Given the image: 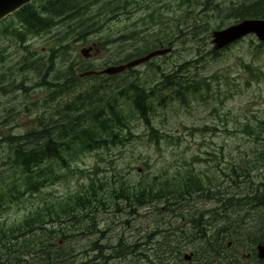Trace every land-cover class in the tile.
Returning <instances> with one entry per match:
<instances>
[{"label":"trees","instance_id":"obj_1","mask_svg":"<svg viewBox=\"0 0 264 264\" xmlns=\"http://www.w3.org/2000/svg\"><path fill=\"white\" fill-rule=\"evenodd\" d=\"M39 1L41 0L32 1L0 21V32L5 36L13 37L15 42L21 45L30 35H40L42 32L50 31L52 26L60 22L68 26L67 34L60 33L56 41L62 42L71 33H77V36L87 41V37L104 30V26L109 21L118 19L121 15L131 19L135 12L143 7L147 9L146 11L149 10V13L140 18L141 26L152 27L153 33L147 37H140L142 30L138 28L134 32L128 30L127 34L119 38L109 37L104 41L106 45L133 41V45L130 46L132 52L128 56L125 55L123 60L120 59L118 64L144 56L156 49L168 47L173 49L182 39L193 44L196 41L202 43L195 44V52H192L196 60L184 59L173 70L168 71L165 67L155 65L153 63L155 60L152 59L142 64L152 68L150 79L141 80L137 76V69L124 71L122 74L132 76L129 83H124L125 79H123L124 87L109 90V87L101 86L98 92L97 87H93L94 90L80 93L77 102L64 104L61 110L55 108L47 123L36 121L35 129L30 132L20 136L8 135L0 140V143H6L8 147L1 166L11 172L10 175H6V171H0V216L12 205L19 204L24 196L37 194L42 188L60 181L63 175L58 174V170L67 169L80 155L102 148L109 149V146H123L132 136L130 114L137 116L148 131L150 140L156 144L160 139L167 138V135H159L153 125L158 110L166 109L175 101L181 106H188L187 101L190 96L195 97L200 94L202 88L208 90L209 85L205 82V78L196 81L193 79L196 76L189 75L192 64L205 55L215 58L221 52L212 48L204 51L205 45L208 44L206 40L211 38L213 31L207 21L203 24L199 21L198 26L194 27L191 24L188 27L174 17L169 33L166 31L169 27L164 24L162 13L154 5H144L142 3L144 0L141 2L139 0H47L37 10L34 5ZM160 1L169 9L172 0ZM173 1L178 8H184L189 19L194 13V7L201 3L200 6L205 8V12L211 0ZM214 8L217 9L218 6ZM96 9L97 12H93ZM232 10L233 23L243 19L263 18L257 11L249 10L244 5L235 7L233 4ZM10 17H13V23L4 24V21ZM120 19L118 22L121 21ZM15 21L18 27L12 26ZM219 27L223 28V26ZM107 31L110 36L114 32L110 28ZM117 32L120 33V30L118 29ZM200 35L206 37H199ZM22 47L28 48L23 45ZM62 47L63 44L58 45L53 52ZM2 52L3 50H0V62L5 60ZM262 53L264 46L260 42H255L253 58L257 59ZM163 58L169 59V55ZM44 63V57L37 61L33 53H28L22 57L20 69L41 72L39 64L43 66ZM88 71L98 70L93 66L81 70L83 73ZM74 75L75 71L71 69V77L63 81L60 86L61 91L70 93L74 84H80L81 79L73 78ZM91 77L96 78V76ZM116 77L118 76H107L106 79ZM42 80L44 81V76ZM46 85V89L49 90L54 87L51 84L46 83ZM14 86L11 91L5 92L14 93L13 91L18 88ZM204 98L201 97L200 100ZM6 122L3 121V124ZM258 124L255 128L246 126L247 130H244L246 135L254 138L256 144L264 142L262 132L264 126H261L264 123ZM124 132L129 138L122 135ZM263 159L264 150L263 152L261 150L258 158L253 162L248 160L247 165L242 164L241 167L230 165L228 173L222 170L220 172L223 177L229 178L231 184L240 187L242 183L237 180L249 178L250 170ZM204 177L207 183L204 182L202 174H194L192 169H189L184 174L176 172L171 178L165 177L163 182H153L144 186L139 184L138 189L124 180L119 181V188L113 190L118 191L117 198L123 200L125 207L130 209L155 201L165 210L160 214L162 218L168 217V214L175 215L182 221L183 226L175 234L168 233L165 228L157 225L159 230L155 227V230L146 236V244L154 247L147 254H145L146 248H140L136 242L122 249L121 239H118L115 245L107 246L99 245L98 238L91 243L97 252L93 259L110 262L114 257L118 259V263L125 264H142V262L143 264H264V260L256 257V246L264 240V188L262 192L261 189L256 188L246 197H243L244 193L232 194L222 202L218 196L220 192L221 195L226 196V189L220 191L216 183L213 184L206 175ZM97 186L92 183L83 193L68 195L56 204L40 206L16 222L0 221V264H85L88 254L85 250L75 253L72 244L80 236L100 233L95 223L96 210L93 211L103 207L101 199L96 197ZM192 194H199L197 196L205 200L220 201L221 206L197 215L191 214L187 217L190 222L188 226L183 222L185 215L173 209L182 207L183 201ZM251 195L252 197L248 198ZM258 211L262 213L255 219L252 213ZM167 223L169 226L170 222ZM242 237H246L247 242ZM106 250L110 252L106 254ZM188 250L192 258L190 261H185L183 257Z\"/></svg>","mask_w":264,"mask_h":264},{"label":"rangeland","instance_id":"obj_2","mask_svg":"<svg viewBox=\"0 0 264 264\" xmlns=\"http://www.w3.org/2000/svg\"><path fill=\"white\" fill-rule=\"evenodd\" d=\"M46 1L36 2L34 6L39 10L38 7ZM142 3L154 5L162 13L163 22L169 27L166 31L171 33L174 17L188 27L191 24L194 27L198 26L199 21L202 24L207 21L212 30L233 24L231 13L236 0H211L205 12V8L200 6V3L194 7V13L189 19L184 8H178L173 0L169 9L164 7V3L160 0H144ZM216 5L217 9L214 8ZM146 10L141 7L131 19L121 15L118 19L105 23L104 30L87 37V41L77 36V33L68 34L62 42L56 41L60 33L67 34L68 26L60 22L52 26L50 31L42 32L40 35H30L21 45L15 42L13 37L5 36L0 32V50H3L2 54L5 57V60L0 62V140L8 135L20 136L30 132L35 129L36 121L47 123L55 108L61 110L64 104L77 102L80 93L94 90L93 87H97L98 92L101 86L112 90L124 87L125 82L129 83L132 76L121 73L115 75L118 77L114 79H106L105 75L96 78L84 76L80 78L79 85L74 84L70 93H65L60 88L63 81L71 77V69L75 71V75H79L83 73L81 70L89 66L101 70L107 66L119 65V60H123L125 55L128 56L132 52L130 46L133 45V41H120L109 45L104 41L109 37L119 38L127 34L128 30L134 32L138 28L142 30L140 37H147L153 33L152 27L141 26L140 18L149 13V10ZM93 12H97V9ZM13 21V17H10L4 21V24H12ZM12 26L19 25L15 21ZM108 28L114 31L111 36L107 31ZM118 29L120 33L117 32ZM208 39L204 51L212 48L211 38ZM182 41L183 39L169 54L153 58V61L155 60L153 63L171 71L184 59L196 60L192 52H195V44L202 42L196 41L193 44L186 39ZM255 42L257 39L254 36H247L221 52L218 51L215 58L205 55L192 64L189 75L196 76L193 77L196 81L205 78L209 89L202 88L200 94L195 97L190 96L187 101L188 106H181L175 101L166 109L158 110L153 125L159 135H167V138L160 139L156 144L150 140L148 131L137 116L130 114L132 136L123 146H109V149L102 148L80 155L67 169L58 170V174L63 175L60 181L42 188L37 194L24 196L19 204L12 205L0 216V221L16 222L40 206L56 204L68 195L83 193L95 183L98 185L95 190L96 197H99L103 204L102 208L93 209L96 210L95 223L100 233L76 238L75 243L72 244L73 249L75 253L86 251L88 256L85 264H125L118 263V259L114 257L110 262L94 260L93 256L97 252L91 243L99 238V245L110 246L121 239L122 249L136 242L140 248H146L145 254H147L154 247L146 244V236H149L157 225L165 228L168 233L177 234L183 223L175 215L168 214V217L162 218L160 214L165 210L155 201L140 207L130 209L125 207L123 200L117 198L118 191L113 190L119 188V181L124 180L138 189L139 184L144 186L153 182H163V178H171L176 172L184 174L192 169L194 174L203 175L205 183L207 180L204 175L213 181V184L216 183L220 191L226 189V196L221 195V192V196H218L222 202L236 193L239 195L244 193L243 197H246L256 188L261 189L262 192L264 159L250 170L249 178L237 180L242 183L240 187L231 184L229 178L223 177L220 172L222 170L228 173L230 165L242 166L248 160L253 162L258 158L259 152L264 150V142L256 144L254 138L244 132L247 130L246 126L255 128L259 122L264 123V53L259 54L257 59L253 58ZM60 44H63L62 49L53 52ZM22 45L28 48H21ZM28 53H33L37 61L44 57L43 66L39 64L41 72L21 71L22 57ZM168 55L169 59L163 58ZM134 69L138 70L137 76L141 80L152 77L151 67L140 65ZM123 79H125L124 83ZM46 83L54 86L52 87L54 92L51 93L52 90L46 89ZM14 85L18 88L13 91L14 93L7 94L5 91H11ZM201 97H205L204 100H200ZM3 121L7 122L3 124ZM262 132L264 133V129ZM122 135L129 138L125 132ZM7 150V144L1 142L0 166ZM0 171H6V175L11 173L3 166L0 167ZM197 195L199 194H192L183 201L182 207L173 209L185 215L183 222L188 226L190 222L187 217L191 214L197 215L221 206L220 201L205 200ZM251 197L252 195L248 198ZM261 213L258 211L252 215L257 219ZM167 221L170 222L169 226ZM242 239L247 242L246 237ZM109 252L106 250L105 253ZM189 253L188 250L186 254Z\"/></svg>","mask_w":264,"mask_h":264},{"label":"water","instance_id":"obj_3","mask_svg":"<svg viewBox=\"0 0 264 264\" xmlns=\"http://www.w3.org/2000/svg\"><path fill=\"white\" fill-rule=\"evenodd\" d=\"M34 0H0V21L7 16L15 13L23 6L30 4ZM247 35H254L256 39L264 45V20L262 19H244L233 25L211 32L210 43L214 51L222 50L234 42L244 38ZM172 48L156 49L148 54L129 60L123 64L107 66L98 71H88L78 75L83 76H114L124 71L134 69L146 62H149L155 57H161L171 52ZM85 54V51H83ZM230 246V243L228 244ZM192 254H185L183 259L189 261ZM256 257L259 260H264V240L256 246Z\"/></svg>","mask_w":264,"mask_h":264},{"label":"flooded vegetation","instance_id":"obj_4","mask_svg":"<svg viewBox=\"0 0 264 264\" xmlns=\"http://www.w3.org/2000/svg\"><path fill=\"white\" fill-rule=\"evenodd\" d=\"M242 5H244V6H246L249 10H255V11H257L258 12V14H260L263 18H249V19H262V20H264V0H242V2L241 1H238V0H236V3H235V7H239V6H242ZM244 20V19H243ZM237 22H239V21H237ZM237 22H235V23H237ZM235 23H233V24H235ZM233 24H231V25H233ZM230 26V25H229ZM228 27V26H227ZM223 29V28H222ZM247 36H254V35H247ZM247 36H245V37H247ZM244 37V38H245ZM255 37V36H254ZM244 38H241L240 40H242V39H244ZM256 38V37H255ZM240 40H238V41H240ZM257 42H259L258 40H257ZM261 43V42H260ZM232 45V44H231ZM263 45V44H262ZM264 46V45H263ZM74 78H78V75H75V77ZM246 257H248V256H246Z\"/></svg>","mask_w":264,"mask_h":264}]
</instances>
